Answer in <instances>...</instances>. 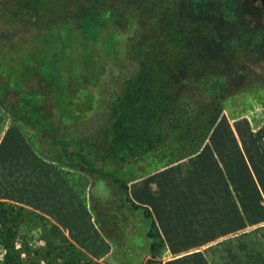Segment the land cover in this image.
Instances as JSON below:
<instances>
[{"label": "rangeland", "instance_id": "374dc122", "mask_svg": "<svg viewBox=\"0 0 264 264\" xmlns=\"http://www.w3.org/2000/svg\"><path fill=\"white\" fill-rule=\"evenodd\" d=\"M16 1L0 0V136L4 138L0 151H9L15 136L18 146L28 145L39 156L49 158L46 155L55 151L48 134L12 117L6 108L15 117L38 116L48 125L69 122L60 132L68 149L82 155L90 168L112 172L127 183L145 176L147 193L171 190L176 194L178 206L175 208L172 201L169 210L175 216L160 218L168 245L160 250V257L148 263V219L141 210L130 207L117 183L97 172L92 176L81 170L95 220L114 237H106L98 226L104 243L96 246L86 241L80 243L85 245L82 248L60 229L81 250L79 263L158 264L159 260L161 264H264V86L236 60V53L243 51L256 63L264 61V10H255L258 4L252 0H37L36 7L44 17L56 18L52 25L44 26L50 34L41 35L33 26L10 24ZM144 64L150 69V90L157 94L163 91L156 102L150 97L148 105L162 103L165 98L167 104L155 108L147 129L149 135L160 134V140L152 136V147L129 142L131 151L114 144L113 123L117 105ZM238 77L243 89L234 91L233 81ZM23 80L34 83L35 88L27 92ZM7 89L17 91L16 96L5 97ZM216 90L229 95L222 101L215 127L218 133L229 132L215 138L209 152L225 164L238 162L245 149L246 173L238 172L235 179L245 178L247 227L245 232L208 242L217 234L218 222L228 218L214 217L206 206L188 203L191 192L210 193L213 185L184 180L224 176L235 182L234 175L231 178L228 169H224L225 175L208 171L207 150L197 169L192 154L172 158L191 147L179 143L190 120L214 100L207 94ZM88 97L90 107L77 112ZM31 105L34 111L29 112ZM38 105L49 108L43 114ZM76 160L75 164L85 165ZM230 219L231 228L242 226L238 218ZM42 223L27 235L33 248L43 245L42 237L50 228L48 225L40 233ZM25 228L21 225L19 234L26 232ZM187 241L201 245L179 247ZM20 256L23 262L27 260L24 252Z\"/></svg>", "mask_w": 264, "mask_h": 264}, {"label": "trees", "instance_id": "16d2710c", "mask_svg": "<svg viewBox=\"0 0 264 264\" xmlns=\"http://www.w3.org/2000/svg\"><path fill=\"white\" fill-rule=\"evenodd\" d=\"M26 3V7L32 12L41 16L40 20L38 19L35 23H31V12L28 18L22 17V14H18L16 17L21 18L20 24L21 26H33L41 28L45 26L46 17H44V12H39L37 7V0H18ZM16 1V3L18 2ZM19 4L17 3V6ZM16 6V8H17ZM37 6V7H36ZM14 9L15 12L17 9ZM19 11V8H18ZM65 14V13H64ZM51 19V18H50ZM51 22H56V18L51 19ZM7 36V35H4ZM3 44V43H2ZM236 60L239 63L244 64L248 67V70L252 71V76L259 77V79L263 82L264 86V61L257 62L255 58L249 52L239 51L236 53ZM256 67V68H255ZM258 67V70H257ZM247 70V69H246ZM150 74V69L144 64V69L141 70V74L138 76L136 82L127 90L128 93L123 97V101L117 105L116 116L114 118L113 123V131H114V144L118 146H127L132 151V146L130 147L129 142L134 143L135 146L146 144L147 147H152L154 144V138L160 140V134H147V129L151 126L152 120L151 116L154 113L156 107L164 108L166 107L167 100L166 98L162 101V103H158L157 105L154 103L152 105H148L149 98H153V102L159 100L161 95L159 93H163L162 90H159V93L153 92L150 90L147 78ZM22 76L21 79H23ZM238 79L234 80L233 85H236L234 91L242 90L240 87L241 83ZM158 79V78H157ZM156 79V80H157ZM155 80V81H156ZM175 81L179 82V78L175 79ZM1 83V76H0ZM22 86L26 89L27 92L31 91L35 88V84L29 82L28 80H23ZM147 87V89H145ZM238 89V90H237ZM6 96H16L17 91L15 90H6ZM88 93L86 94L87 97ZM209 96H214V100L205 104L204 107L201 108L200 114L190 120V126L188 128L187 133L184 138L181 139L179 145L181 143L183 145L191 146L188 148L186 153H181L173 157L172 159L184 158L190 154L195 153L200 149L203 142L207 138L208 133L216 123L218 116L222 110V101L228 97L226 91L219 92L216 90L212 94H207ZM90 97H88L87 104L84 102L80 103V107L77 109V112L81 113L84 109L90 107ZM148 102V103H147ZM159 102V101H158ZM38 111H41L43 114L49 108L45 105L36 106ZM28 111H34V106H28ZM6 110L9 114L16 118L20 119L34 127L39 128L43 133H46L50 136L51 141L55 145V151L52 155H46L47 157L63 162L65 165L70 167L82 170L87 172L90 175H94V172L100 174L101 177H106L111 179V181L118 184V186L123 190L126 201L129 203L132 209H139L142 211L143 215L148 219V228L146 235L150 238L149 243V253L151 258L147 260L148 263L154 258L160 257V250L164 248V240L162 235L160 234L153 214L148 206L142 205L140 203L135 202L129 195L127 182L122 180L121 178L114 175L112 172H108L101 169H92L89 167L88 162L85 158L75 151H70L68 149V142L64 139V135L60 132L68 123L54 122L51 125H48L45 121L39 119L38 116L34 118H25L24 116L15 117L10 109ZM45 110V111H44ZM77 116V115H76ZM76 116L74 118H76ZM72 118L71 120H73ZM154 123V122H153ZM134 146V147H135ZM76 158H79L83 164L79 165L75 164L74 161H77ZM95 212V211H94ZM96 215V212H95ZM97 218V217H96ZM42 220L40 233L46 229V226L49 225V229L45 230V235H43V245L39 247L33 248L31 245V239L27 238V235L32 231L34 232L35 228L39 226V222ZM98 226L100 227L102 233L108 237L113 239L114 234L108 232L103 226L99 219H96ZM21 225H25L26 232L23 234H19V229ZM34 235L32 234L30 238ZM115 239V238H114ZM23 244L24 248L21 249V246L17 247L19 244ZM21 252L26 254V259L24 262L22 261V257L20 256ZM66 253V256L64 255ZM82 252L79 250L70 240L69 238L60 230V228L49 221L45 216L38 214L37 212L28 209L27 207L5 201L0 200V264H80L82 261ZM158 261V264H161Z\"/></svg>", "mask_w": 264, "mask_h": 264}, {"label": "crops", "instance_id": "0c3cea01", "mask_svg": "<svg viewBox=\"0 0 264 264\" xmlns=\"http://www.w3.org/2000/svg\"><path fill=\"white\" fill-rule=\"evenodd\" d=\"M216 125L217 122L208 133L201 148L191 155L192 162L196 169L201 166L203 161L200 157H204L203 152L207 150L208 171L218 170L225 175L224 169H228L231 178L234 175L235 182H231L229 177L224 176H195L184 180L198 185H213V192L210 193L191 192V200L188 203L196 204L199 207L206 206L207 210L213 212L214 217L228 218L227 222L224 220L218 222L221 224L217 226V234L209 238L208 242L218 241L232 232H245L247 227V190L246 185H242V180L245 183V178L239 177L237 181L235 179L238 172L240 175L241 172L246 173L245 149L238 162L221 164L217 159L215 160V156H211L209 152L210 143L218 136H227L226 133L229 132V130H221L223 134L218 133ZM3 139L0 136V148H2ZM17 141L18 138L15 136L9 151H6L7 148L0 151V200L24 205L45 214L78 246L80 243L86 244V241L90 244H97L96 246L104 243L102 238L104 236L90 209L87 180L86 176H83V172L65 165L63 162L39 156L28 145L19 144L18 146ZM145 179V176H142L129 181L127 183L129 195L135 202L149 207L164 244L168 245L166 237L168 235L162 227L160 218L163 215L175 216L174 213L171 215L169 210L172 209V201L175 203V205L173 203L175 208L178 206L176 194L171 190L160 191L157 195L147 193L145 185H149V181ZM231 217L238 218L239 222H242V226L238 224L236 228H231ZM197 243L193 244V241H187L186 244H180L179 247L196 248L201 245ZM80 247L84 248L85 245H80Z\"/></svg>", "mask_w": 264, "mask_h": 264}, {"label": "flooded vegetation", "instance_id": "af4514ba", "mask_svg": "<svg viewBox=\"0 0 264 264\" xmlns=\"http://www.w3.org/2000/svg\"><path fill=\"white\" fill-rule=\"evenodd\" d=\"M254 2L255 5L258 4V6H254V9L255 10H260V9H263L264 10V0H252ZM19 5L17 6V10L15 12V10H13L11 13H10V17H9V20H10V24H17L19 25L20 24V21H21V18H18L16 17L18 14H22V17L24 18H28L30 12H31V15L33 14V17L31 18V23H35V21H37L38 19L40 20L41 16L38 15V13L36 12V14L32 11H30L28 9V7H26V3L23 2V1H18L17 2ZM18 8H19V11H18ZM40 17V18H39ZM7 18V17H6ZM45 24L46 25H52V22H51V19L50 18H46L45 20ZM37 30H41L40 32L42 33L41 35H43V32H47L48 34H50V31L46 28V30H44V26L41 27V28H38V27H35ZM49 36V35H48ZM42 38H45V36H43Z\"/></svg>", "mask_w": 264, "mask_h": 264}]
</instances>
